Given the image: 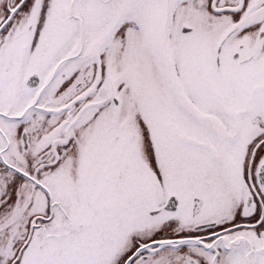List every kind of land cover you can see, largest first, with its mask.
Listing matches in <instances>:
<instances>
[{
	"label": "snow or ice",
	"instance_id": "obj_1",
	"mask_svg": "<svg viewBox=\"0 0 264 264\" xmlns=\"http://www.w3.org/2000/svg\"><path fill=\"white\" fill-rule=\"evenodd\" d=\"M0 264H264V0H0Z\"/></svg>",
	"mask_w": 264,
	"mask_h": 264
}]
</instances>
